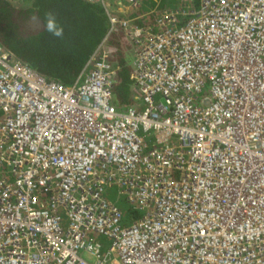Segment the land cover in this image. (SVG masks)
<instances>
[{"label": "built area", "instance_id": "obj_1", "mask_svg": "<svg viewBox=\"0 0 264 264\" xmlns=\"http://www.w3.org/2000/svg\"><path fill=\"white\" fill-rule=\"evenodd\" d=\"M88 1L139 107L106 37L69 86L0 46V264H264V0Z\"/></svg>", "mask_w": 264, "mask_h": 264}, {"label": "trees", "instance_id": "obj_2", "mask_svg": "<svg viewBox=\"0 0 264 264\" xmlns=\"http://www.w3.org/2000/svg\"><path fill=\"white\" fill-rule=\"evenodd\" d=\"M178 1L143 0V6L164 8ZM150 7L133 14H142ZM143 18L137 23H144ZM49 20L56 29H63L61 36L47 30ZM104 37L113 68L111 104L123 110L137 109L128 61L131 51L119 30L108 33L107 18L98 4L88 0H0V46L45 79L69 86ZM125 215L129 216L127 209L123 210L127 220Z\"/></svg>", "mask_w": 264, "mask_h": 264}, {"label": "rangeland", "instance_id": "obj_3", "mask_svg": "<svg viewBox=\"0 0 264 264\" xmlns=\"http://www.w3.org/2000/svg\"><path fill=\"white\" fill-rule=\"evenodd\" d=\"M15 2H16V0H14ZM174 5V4H173ZM142 6V5H141ZM172 6V5H171ZM151 7H153V6H151ZM128 58H129V60H130V58H131V52L129 53V56H128ZM128 60V61H129ZM111 100H112V96H111ZM117 193H116V190H113V188H110V189H107V190H105V193H104V195L105 196H108V199L109 200H115L116 202H115V204L117 205V206H119L120 208H121V210L123 211L124 209H127L128 210V215L130 216V211H129V207L127 206V204L123 201V198L121 199L120 197H118L117 195H116ZM126 216V215H125ZM128 216V217H129ZM127 217V216H126ZM127 217V220H125V221H122V223L125 225V224H128L129 222H130V220H129V218ZM100 240H103V238H99ZM107 242L108 241H105L104 242V244L103 245H105V244H107Z\"/></svg>", "mask_w": 264, "mask_h": 264}, {"label": "clouds", "instance_id": "obj_4", "mask_svg": "<svg viewBox=\"0 0 264 264\" xmlns=\"http://www.w3.org/2000/svg\"><path fill=\"white\" fill-rule=\"evenodd\" d=\"M47 30L53 32V34L57 37L63 34V29H56L55 23L52 20H49L47 23Z\"/></svg>", "mask_w": 264, "mask_h": 264}]
</instances>
